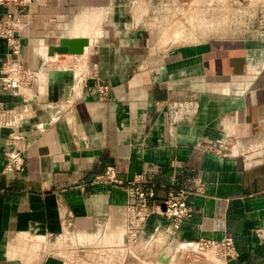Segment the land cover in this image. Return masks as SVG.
I'll return each instance as SVG.
<instances>
[{
    "label": "crops",
    "instance_id": "obj_1",
    "mask_svg": "<svg viewBox=\"0 0 264 264\" xmlns=\"http://www.w3.org/2000/svg\"><path fill=\"white\" fill-rule=\"evenodd\" d=\"M263 4L28 0L21 59L40 76L27 91L33 114L0 126V264H187L201 238H232L239 251L206 264H264ZM63 39L89 46L54 53ZM7 54L0 38V66ZM52 70L75 77L52 87ZM0 103L20 110L24 97L0 92ZM17 133L30 143L23 173L7 155ZM229 140L232 155L205 149ZM109 167L142 176L160 199L202 187L193 217L176 228L153 215L129 246L126 191L95 182Z\"/></svg>",
    "mask_w": 264,
    "mask_h": 264
},
{
    "label": "built area",
    "instance_id": "obj_2",
    "mask_svg": "<svg viewBox=\"0 0 264 264\" xmlns=\"http://www.w3.org/2000/svg\"><path fill=\"white\" fill-rule=\"evenodd\" d=\"M27 2L28 0H0V38L6 41L8 48L6 61L0 66V92L16 93L24 97V103L20 110H8L0 103L1 127L14 128L19 121L33 114V111L28 107L27 97L29 94L27 91L40 74L27 69L23 64L21 59L22 43L19 37L21 29L35 18V15L27 9ZM257 30L264 38V4L260 5L257 14ZM78 71L80 74L83 69L78 67L77 75ZM99 93L102 98L108 97L109 87L102 85L99 88ZM10 141V152L7 154L9 168L13 172L23 173L26 170L24 154L30 147V143L22 133L13 135ZM236 145L229 140L208 143L205 145V149L222 156L232 155ZM95 182L118 186L126 191V229L129 246L137 243L143 233L146 221L153 215L162 216L179 228L185 221L193 217V210L189 205L190 198L203 193L202 187L194 191L172 187L160 199L156 188L147 184L142 176L123 179L118 176L114 167L107 168L103 175L95 178ZM196 252L197 255L204 257L213 255L224 260L235 259L239 256V251L232 238H227L223 242L201 238L197 243Z\"/></svg>",
    "mask_w": 264,
    "mask_h": 264
},
{
    "label": "water",
    "instance_id": "obj_3",
    "mask_svg": "<svg viewBox=\"0 0 264 264\" xmlns=\"http://www.w3.org/2000/svg\"><path fill=\"white\" fill-rule=\"evenodd\" d=\"M87 46H89V44L82 40L63 39L60 45L53 47V52L56 54H61V55L63 54L83 55L85 53V47ZM74 76H75V73L72 70L71 71L54 70L48 74L50 85L52 87H56L57 85L60 84L61 85L60 89L64 88V83H66V85L69 84V80L67 78L73 79ZM71 84H73V81L70 82V85Z\"/></svg>",
    "mask_w": 264,
    "mask_h": 264
},
{
    "label": "rangeland",
    "instance_id": "obj_4",
    "mask_svg": "<svg viewBox=\"0 0 264 264\" xmlns=\"http://www.w3.org/2000/svg\"><path fill=\"white\" fill-rule=\"evenodd\" d=\"M80 68L82 69L83 68V66H82V63H80ZM135 248V247H134ZM131 251H133V250H131ZM127 254V253H126ZM134 256V255H133ZM189 258H190V260H192V261H190L191 263H187V264H204L205 263V260L206 259H208L207 261L208 262H212L215 258L217 259H221V258H219V257H216V256H213V255H207L206 257H204V256H201V255H197V252H195V253H193V254H191L190 256H188ZM128 258H131V256L130 255H123V256H121V259H123V261L125 260H128ZM134 258H137L136 256H134ZM133 257L131 258V259H134ZM139 258H141V260L142 259H144V258H142V257H139ZM135 260V259H134ZM121 263H123L124 264V262H121ZM138 263H140V262H138ZM206 264V263H205Z\"/></svg>",
    "mask_w": 264,
    "mask_h": 264
},
{
    "label": "bare ground",
    "instance_id": "obj_5",
    "mask_svg": "<svg viewBox=\"0 0 264 264\" xmlns=\"http://www.w3.org/2000/svg\"><path fill=\"white\" fill-rule=\"evenodd\" d=\"M86 51H87V49H86ZM85 54V53H84Z\"/></svg>",
    "mask_w": 264,
    "mask_h": 264
}]
</instances>
